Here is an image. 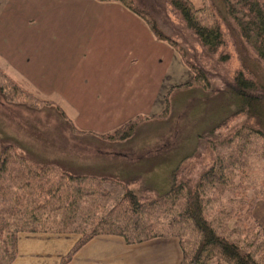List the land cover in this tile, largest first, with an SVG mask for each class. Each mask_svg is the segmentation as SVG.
I'll return each mask as SVG.
<instances>
[{
	"label": "rangeland",
	"instance_id": "obj_1",
	"mask_svg": "<svg viewBox=\"0 0 264 264\" xmlns=\"http://www.w3.org/2000/svg\"><path fill=\"white\" fill-rule=\"evenodd\" d=\"M126 1L156 26L163 39L152 30L150 37L147 21L120 0H22L18 9L24 24L20 23L15 34L21 36L29 59L21 64L0 57V69L6 76L0 75V86L7 79L20 90L14 92L9 85L4 93L0 90V135L11 146V154L37 165L59 167L63 173L87 176L81 183L83 196L95 187L98 191L101 182L93 178H108L126 183L142 202H148L171 188L177 169L176 184L182 178H200L217 154V144L213 149L211 142L230 134L233 125L243 124L239 114L229 119L231 125L218 128L237 109L224 88L233 82L240 63L234 51L224 58L230 51L225 46L216 53L203 49L168 0ZM191 1L198 8L209 3ZM38 21L49 25L35 26ZM47 36L56 37L53 44L46 43ZM154 36L168 43L192 72L191 79L180 86L203 70L200 80L205 82L167 93L168 111L157 115L148 104L161 70L154 65L159 56L149 47ZM203 84L214 92H204L199 87ZM142 85L146 89L140 94ZM224 107L228 110L221 111ZM129 122L133 127L124 138L100 136ZM247 151L250 160L238 167L242 173L233 179L243 196L249 195L245 201H253V194L261 193L250 217L244 213L248 203L240 211L238 204L228 203L226 193L208 194L211 199L205 214L230 239L257 236L262 242L264 234L256 222L263 226L255 217V208L264 201V157L258 146ZM243 156L247 157L245 152ZM100 199L98 196L97 201ZM147 211L151 214L149 208ZM254 250L258 258H264V251Z\"/></svg>",
	"mask_w": 264,
	"mask_h": 264
},
{
	"label": "trees",
	"instance_id": "obj_2",
	"mask_svg": "<svg viewBox=\"0 0 264 264\" xmlns=\"http://www.w3.org/2000/svg\"><path fill=\"white\" fill-rule=\"evenodd\" d=\"M120 1L143 17L154 35L162 38V33L142 12L134 9L132 3ZM208 1L198 8L191 0H168L203 49L216 53L225 46L230 51L224 58L228 59L234 51L240 63L233 82L224 88L237 109L218 128L231 125L229 119L239 114L244 117L243 124L233 125L230 134L215 144L211 142L213 149L217 144V154L211 166L204 169L197 180L182 178L179 184H176L179 169L175 170L171 188L148 202H142L126 183L108 178H93L101 182L98 191L95 187L85 191L83 196L81 183L87 176L63 173L59 167L37 165L19 154H11V146L0 135V264L14 262L17 237L21 232L79 234V240L63 258V264L69 263L79 249L101 234L121 236L127 243L159 237L178 238L183 250L181 264H211L213 260L219 261L216 264H264V258H258L254 250L264 251V240L258 242L257 236L245 240L230 239L221 234L205 214V205L211 196L226 193L228 203H234V207L238 204L240 211L244 208L242 204L248 203L244 213L250 217L257 196L261 194L254 192L253 201H245L249 195L243 196L240 185L233 178L242 173L238 167H244L250 160L248 147L258 146L264 157V0ZM206 10L210 12L204 15ZM202 72L201 75L194 72L191 82L175 89L205 83L204 78L200 80L204 77V70ZM0 75L6 78L1 69ZM8 85L14 92L20 91L17 85H10L6 79L0 86L1 92L4 93ZM199 87L204 92L213 91L208 90V84ZM226 110V107L221 108V111ZM167 111L166 104L163 113ZM131 123L112 134L100 136L109 140L124 138L133 127ZM4 176L9 179L7 182ZM162 218L163 224L160 222ZM256 225L264 234V229L257 222Z\"/></svg>",
	"mask_w": 264,
	"mask_h": 264
},
{
	"label": "crops",
	"instance_id": "obj_3",
	"mask_svg": "<svg viewBox=\"0 0 264 264\" xmlns=\"http://www.w3.org/2000/svg\"><path fill=\"white\" fill-rule=\"evenodd\" d=\"M22 0H0V57L23 63L27 60L25 46L16 28L22 22L19 16V5ZM140 24H145L139 20ZM101 23H107L101 21ZM38 27H47L48 21ZM15 31L12 32V29ZM149 36L153 35L148 28ZM46 43L53 44L56 37L47 36ZM150 44L159 59L154 61L155 68L160 69L155 85V95L148 102L149 108L157 115L165 109L164 98L177 86L187 82L192 72L184 66L181 56L168 43L157 39ZM36 42L33 40V43ZM50 48V46H49ZM54 50V47L51 46ZM28 56V55H27ZM50 57V56H49ZM27 58V59H26ZM52 58V57H51ZM15 63L17 66L21 64ZM81 87V86H79ZM146 89L145 85L140 88ZM142 95H138L141 98ZM255 217L264 228V201H259L255 208ZM76 233H30L21 232L17 237V256L12 264H63L71 249L79 240ZM183 250L179 239L175 237H159L138 243H127L121 236L101 234L91 239L77 251L67 264H181Z\"/></svg>",
	"mask_w": 264,
	"mask_h": 264
}]
</instances>
